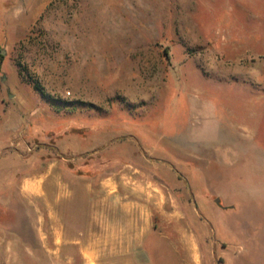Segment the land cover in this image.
<instances>
[{
	"label": "rangeland",
	"instance_id": "1",
	"mask_svg": "<svg viewBox=\"0 0 264 264\" xmlns=\"http://www.w3.org/2000/svg\"><path fill=\"white\" fill-rule=\"evenodd\" d=\"M110 201L123 226L197 233L202 264H264V0H0V231L37 248L58 214L78 252Z\"/></svg>",
	"mask_w": 264,
	"mask_h": 264
},
{
	"label": "crops",
	"instance_id": "2",
	"mask_svg": "<svg viewBox=\"0 0 264 264\" xmlns=\"http://www.w3.org/2000/svg\"><path fill=\"white\" fill-rule=\"evenodd\" d=\"M105 185H110L106 183ZM27 194L33 193L34 190L40 188V182L27 183ZM113 204L111 201L105 205L104 213L96 214V210H93V214L97 220L107 219L109 225L105 228V232H97L93 229L90 232V236L88 242L86 244L79 243L77 241H70L69 244L72 246H81V249L78 252L74 250H65L64 246L66 244L65 236L66 232L62 226H60L59 216H52L51 223L55 224L52 228L55 229V232L47 233L42 232L39 234L38 232H34L36 238L40 240V247L34 248L26 245L21 246L20 248H16L9 244L7 240H11L14 238H20L15 234L9 231H0V254L6 256H14V255H24V254H35V255H44L49 253H55L57 251L58 254H72L83 256L84 261L87 264H98V261L101 264H154V256L152 253V249L150 247V241L148 239H156L160 243L162 242L164 245L170 247V250L173 252L180 253L183 256L184 264H202L204 263L202 245L200 242V238L197 233L190 230H172V231H138V229H134L129 225L123 226L124 222L129 223V216L131 213L128 210V206L126 208L128 211L127 218L120 217V219L113 215ZM133 222L137 221V214H132ZM136 218V220H135ZM48 218H45L44 222H48ZM175 222H181L185 220V215L181 218H175ZM40 222V221H39ZM104 222V221H103ZM113 222V226H112ZM190 228V226H189ZM104 233V234H103ZM44 234L46 238L48 235H52L53 239L58 240V246L56 248H51L47 246V243L43 240ZM256 236V235H254ZM8 244V245H7ZM2 246V247H1ZM3 248V249H2ZM245 250V249H244ZM246 251V250H245ZM143 256L144 262H139L138 256ZM234 263L238 260V255L234 258ZM3 264H13V261L9 258L5 260Z\"/></svg>",
	"mask_w": 264,
	"mask_h": 264
},
{
	"label": "trees",
	"instance_id": "3",
	"mask_svg": "<svg viewBox=\"0 0 264 264\" xmlns=\"http://www.w3.org/2000/svg\"><path fill=\"white\" fill-rule=\"evenodd\" d=\"M34 87L38 92L44 95L43 88H41V86L37 82L34 83Z\"/></svg>",
	"mask_w": 264,
	"mask_h": 264
},
{
	"label": "water",
	"instance_id": "4",
	"mask_svg": "<svg viewBox=\"0 0 264 264\" xmlns=\"http://www.w3.org/2000/svg\"><path fill=\"white\" fill-rule=\"evenodd\" d=\"M3 54H5V52H3Z\"/></svg>",
	"mask_w": 264,
	"mask_h": 264
}]
</instances>
